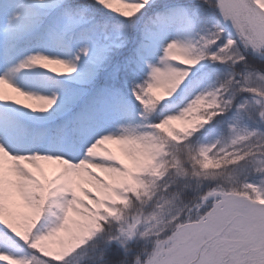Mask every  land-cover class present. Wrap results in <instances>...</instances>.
<instances>
[{"label":"snow or ice","instance_id":"obj_1","mask_svg":"<svg viewBox=\"0 0 264 264\" xmlns=\"http://www.w3.org/2000/svg\"><path fill=\"white\" fill-rule=\"evenodd\" d=\"M0 264H264V0H0Z\"/></svg>","mask_w":264,"mask_h":264},{"label":"rangeland","instance_id":"obj_2","mask_svg":"<svg viewBox=\"0 0 264 264\" xmlns=\"http://www.w3.org/2000/svg\"><path fill=\"white\" fill-rule=\"evenodd\" d=\"M57 65H53V67H56ZM59 71H64L63 66H60V68H58Z\"/></svg>","mask_w":264,"mask_h":264}]
</instances>
